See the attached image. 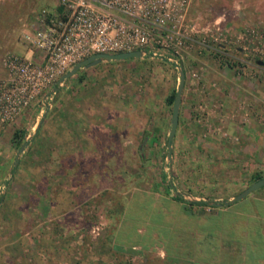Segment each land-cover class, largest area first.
Instances as JSON below:
<instances>
[{"label":"rangeland","instance_id":"obj_1","mask_svg":"<svg viewBox=\"0 0 264 264\" xmlns=\"http://www.w3.org/2000/svg\"><path fill=\"white\" fill-rule=\"evenodd\" d=\"M41 6L54 0H0V61ZM188 12L202 28L189 48L81 66L0 126V264L229 262L223 234L203 253L202 224L264 175V0Z\"/></svg>","mask_w":264,"mask_h":264},{"label":"built area","instance_id":"obj_2","mask_svg":"<svg viewBox=\"0 0 264 264\" xmlns=\"http://www.w3.org/2000/svg\"><path fill=\"white\" fill-rule=\"evenodd\" d=\"M191 3L54 0L53 7L41 6L21 32L24 51L8 52L0 61V126L44 98L54 80L88 54L132 49L178 54L189 48L202 31L189 16Z\"/></svg>","mask_w":264,"mask_h":264},{"label":"crops","instance_id":"obj_3","mask_svg":"<svg viewBox=\"0 0 264 264\" xmlns=\"http://www.w3.org/2000/svg\"><path fill=\"white\" fill-rule=\"evenodd\" d=\"M33 17L34 13L29 21ZM29 21L25 22L22 31L27 28ZM261 188H264V184L235 202H230L228 206L222 208L219 216L209 215L203 219V232L209 238V251L219 245L216 241L217 234H223L231 245L227 250L230 259L227 264H264V189L260 190ZM211 217L212 221L208 224L207 220ZM248 250L250 254L253 251L249 259ZM258 250L260 254H257Z\"/></svg>","mask_w":264,"mask_h":264},{"label":"water","instance_id":"obj_4","mask_svg":"<svg viewBox=\"0 0 264 264\" xmlns=\"http://www.w3.org/2000/svg\"><path fill=\"white\" fill-rule=\"evenodd\" d=\"M144 54H145V52L140 50V49L124 50V51H117V52H111V53L110 52H93L91 54H88L84 58L76 61L68 70H66L65 72L60 74L54 80L53 87L51 90L54 91L57 83H60L64 78L72 75L81 66L92 65V64L97 63L98 61H100L101 59H104V58L121 59V58H128V57H139V56H142ZM256 62L264 65V60L257 59ZM178 73H179V80H178V84H177V87L175 89V95H174V98L172 101V108H171V114H170V127H169V131L167 134V139H166L167 155L169 154V149H170V139H171L172 135L174 134L176 124H177L178 108H179V103H180V99H181L180 94H181V90H182V86H183V79H184V73H183L182 68L178 69ZM39 122H40V120H39ZM38 123H37V125H38ZM27 140H28V138H26L18 146L13 164L16 163L17 158H18V153L22 150L23 146L27 143ZM262 184H264V176H261L255 180H253L252 182H250L247 186H245L240 191H238L233 196H231L228 199V201H226V202L236 201V200L242 198L243 196L247 195L252 190L258 188ZM212 203L216 204V205L220 204L219 202H212Z\"/></svg>","mask_w":264,"mask_h":264},{"label":"trees","instance_id":"obj_5","mask_svg":"<svg viewBox=\"0 0 264 264\" xmlns=\"http://www.w3.org/2000/svg\"><path fill=\"white\" fill-rule=\"evenodd\" d=\"M34 14H35V12H33ZM174 95H175V91H172L168 96H167V98H166V101L168 102V103H172V101H173V98H174ZM262 175H260L259 173H255V175H254V178L255 179H257V178H259V177H261ZM254 179V180H255ZM177 199H179V200H182V201H187V199H184V198H182L181 196H175ZM192 202H197V203H202V202H205V200H202V199H199V200H193ZM209 239V238H208ZM208 241V240H207ZM205 245H204V247H202V251H203V253H205V252H207L208 251V249H209V243H204ZM203 259H207V257H203Z\"/></svg>","mask_w":264,"mask_h":264}]
</instances>
